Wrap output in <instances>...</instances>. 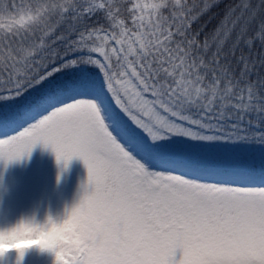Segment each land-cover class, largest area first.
I'll return each instance as SVG.
<instances>
[{
	"label": "snow or ice",
	"instance_id": "1",
	"mask_svg": "<svg viewBox=\"0 0 264 264\" xmlns=\"http://www.w3.org/2000/svg\"><path fill=\"white\" fill-rule=\"evenodd\" d=\"M37 144L83 194L0 262L264 264V0H0V163Z\"/></svg>",
	"mask_w": 264,
	"mask_h": 264
},
{
	"label": "rangeland",
	"instance_id": "2",
	"mask_svg": "<svg viewBox=\"0 0 264 264\" xmlns=\"http://www.w3.org/2000/svg\"><path fill=\"white\" fill-rule=\"evenodd\" d=\"M86 180L87 169L79 158L64 168L54 152L40 144L27 159L7 167L0 163V228L15 225L22 218L43 222L48 214L62 219L83 194ZM15 254L12 250L0 264H15ZM22 264H54V256L33 246L25 251Z\"/></svg>",
	"mask_w": 264,
	"mask_h": 264
}]
</instances>
